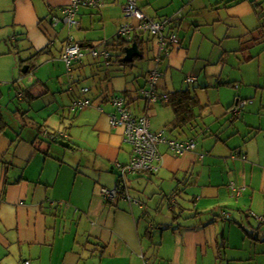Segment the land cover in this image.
I'll return each instance as SVG.
<instances>
[{
  "label": "crops",
  "instance_id": "1",
  "mask_svg": "<svg viewBox=\"0 0 264 264\" xmlns=\"http://www.w3.org/2000/svg\"><path fill=\"white\" fill-rule=\"evenodd\" d=\"M124 3L104 0L99 9H82L80 28L89 16L83 31L89 32L92 22H98L103 32L99 45L117 36L122 24L134 21L123 15ZM138 3L145 14L157 20L181 13L167 27L166 35L175 30L181 44L161 65L164 76L159 82L160 92H172L164 67L174 60H189L193 43L188 46V57L182 50H187L185 44L204 27L211 32L204 29L198 42L200 51L208 44L220 46L218 60L224 65L199 71L195 68L194 75L184 77L187 84L198 85L193 89L204 110L202 124L200 114L194 126L179 132L172 128L168 115L156 110L155 105L147 107L137 90L146 86V75L153 70V58L147 60L149 54L135 62L138 66L148 64L138 67L140 74L116 71L107 81L91 78L97 70L94 64L78 67L73 78L67 75L65 64H51L58 56L54 53L57 42L51 45L53 38L59 37V28H67L63 22L54 26L50 20L53 15L62 18L59 8L67 6L69 0H0V113L8 124L0 134V264H230L226 254L228 242L234 239L244 253L237 255L238 264H263L264 224L260 226L255 216H264V76L261 74L256 82L242 73L238 76L242 64H234L227 76V64L233 58L224 54L239 51L242 41L237 36L264 31V0ZM246 17L247 25L242 22ZM76 40L85 49L94 45L88 35ZM230 40L234 44L225 45ZM257 40L263 42L264 38L258 36L255 43ZM20 50L27 53V59ZM33 57H41L43 62L32 64ZM86 59L94 61L91 56ZM186 61L182 64L185 72ZM38 65V71H33ZM141 74L144 84L138 79ZM188 77L195 81L189 83ZM86 80L87 85L79 87ZM234 85L239 86L237 92L231 91ZM84 87L91 89L89 94L80 93ZM121 95L129 98L134 115L149 116L151 130L156 118L152 132L163 131L176 140L194 139L197 145L181 156L160 145L163 160L158 170L130 175L122 196L107 201L102 190L117 183L115 162L128 163L132 152L124 130L110 123V115L116 113L111 98ZM84 98L91 99L92 105L72 112V103ZM240 99L251 103L237 116L232 109ZM57 132L66 135L63 139L73 149L50 140V133ZM145 177L158 181L157 189L150 186L149 194L154 195L149 201L158 198L174 215H166L161 221L152 219L149 211L158 213L159 207L149 206L139 198L140 193L131 191L134 184L143 193L149 189ZM174 190L178 191L175 195ZM141 197L148 198L147 193ZM188 197H192V207L186 204ZM216 206L218 212L214 211ZM211 213L218 216L206 219ZM225 221L231 223L228 237ZM247 244L252 250L245 252ZM258 245L263 249L258 250Z\"/></svg>",
  "mask_w": 264,
  "mask_h": 264
},
{
  "label": "built area",
  "instance_id": "2",
  "mask_svg": "<svg viewBox=\"0 0 264 264\" xmlns=\"http://www.w3.org/2000/svg\"><path fill=\"white\" fill-rule=\"evenodd\" d=\"M124 12L126 18H132L135 22L124 24L118 31L117 36L131 39L138 33H148L157 40L158 54L156 57V67L149 73L147 86L141 91V97L149 103H158L160 101L168 102L170 97L167 92L159 91V81L164 76L158 69L162 55L168 56L170 51L181 43V39L174 30L170 35H166L167 27L172 24V19L157 21L153 18L146 17L137 5V0H125ZM104 0H69V4L62 9L64 22L72 25L75 23L74 18L82 7L90 9H99L103 6ZM181 17V13H177ZM104 51V50H103ZM100 51L98 47L88 48V52L98 57ZM108 57V53H103ZM84 57L81 46L77 43H69L65 54L64 62L68 75H71L74 63ZM72 76V75H71ZM188 82L195 81L194 77H188ZM88 88L83 89L87 93ZM112 104L116 107V113L110 115V123L113 127H120L124 130L125 139L132 145L131 158L128 163L115 162L114 168L117 172L118 180L114 187L104 188L102 193L105 200L112 201L120 196L121 191L126 187L128 177L132 174L153 173L162 163L163 156L159 151L160 145H166L168 149L176 156H181L186 152L196 149L194 139L176 140L168 138L164 132L154 133L150 129V118L147 114L135 116L129 109V99L125 96H113ZM246 103L241 102L239 107L232 111L240 114L241 107ZM90 105L89 100H80L72 103V110L84 109ZM258 220L264 222V218L257 216ZM25 264H30L25 262Z\"/></svg>",
  "mask_w": 264,
  "mask_h": 264
},
{
  "label": "rangeland",
  "instance_id": "3",
  "mask_svg": "<svg viewBox=\"0 0 264 264\" xmlns=\"http://www.w3.org/2000/svg\"><path fill=\"white\" fill-rule=\"evenodd\" d=\"M85 12H91V11H85ZM94 13H96V12H94ZM261 14H263V13H261ZM95 16H97V15H95ZM263 16H264V14H263ZM247 19L248 18L246 17V19H243V21H242L246 25L248 24V20ZM89 21H90V17L88 16V17H86V19L84 21V23H85L84 26H82V28H80L81 25L79 26V24H81V20H80V16H78L75 19V24H74V26L72 28H70L68 25H65L67 30H68V32H66L67 30L66 31H62V27L58 29L59 37L57 36V41H56L57 42V46L54 49V53L56 55H58V56L56 57V59H52V61H55V62H53L51 64H60L62 67L64 66V62L60 58V56H61L60 50H61V48H62V46L64 44V43H62V41L64 40L66 35H67V37H72L73 36L76 39H78V37H83V35H88L89 37H93L94 45L100 49L101 44L99 45V39H100L99 37L103 33L101 31V29H100L101 26H100V24L98 22L94 21V22H92L93 28L89 32H84L83 30H85L86 24H89ZM204 29L206 31H209L208 28L204 27L201 32L197 33L196 38L193 41H189V42H187L185 44V47L187 48V50H182L183 53H185V54L187 53L186 56L188 57V46H189V44L191 45V43H193V48L191 49V52H190V55H189V58H190L189 60L186 61V59H185V60H183L181 62L174 60L171 66L166 65L164 67L165 70L167 71L165 80H166L168 89L170 91H175V90H178V89H181V88L182 89H188V88H192L193 89V87H195V86L198 87V85H195L194 83L187 84L185 82V79H184L185 75H188V74L189 75H194V74H191V73H192V70H194L195 68L198 69V71H199V69H201L203 67H208V66L215 67L218 64H221V65L223 64L224 65V61L219 63V60H218V59H220V56L222 55V50H221L220 46L213 45L211 47L210 44H208L207 48H204L203 51H200L198 42L203 39V35L202 34L204 33ZM209 32H211V31H209ZM216 34L220 35L221 34L220 30H217ZM253 34H254V32L252 31L251 36L250 35H244L242 37H241V35L237 36V39L242 41V44L238 47L239 51L235 52V53H225L224 54L225 56L226 55H232V58H233V61L232 62L229 61L228 64H227V69H228V73H226L227 76L229 75V73L231 72L232 68L234 67V64H242L241 68H239V71H238L239 73L238 74H240V75H238V76H241V73H242L244 78H247V80L250 79V80H254L256 82V81H259V79L261 78V74H262V76H264V41L260 42V41L257 40L258 43H255L256 38L258 36H260L261 38H264V34L262 32L257 33L255 36H253ZM193 35L194 34H192V36ZM145 38L148 39L149 37L147 35H145ZM221 40L224 41V38H221ZM194 41H196L195 44H194ZM228 42L229 43H226L225 45L230 46V45L234 44V43H230V42H232L231 40L228 41ZM150 43L151 44H148V46H147V49L150 48V50L148 51V53L145 52L146 56H147V54H149V56H150L149 58H147V60H149L151 57L153 58V56H156L158 54L157 42L153 40ZM177 49H178V47L175 48V50H173L172 54H175ZM25 51L29 52V50H27V48L25 49ZM20 52H21V55L25 59H27V57H28L27 53H24L23 50L22 51L20 50ZM197 57H199L202 60L198 62ZM234 58H237V59H234ZM137 61H139V60L135 59L134 63L137 62ZM184 61H186V72L182 70V64L184 63ZM41 62H43V60L41 59V57H38L37 60H33L32 61V64H36L37 65V64H39ZM61 62H63V64ZM140 62H138V63H140ZM153 64H155V63L153 62ZM142 65H148V64H139V66H138V64H134V65H132V66H134L133 68L127 67V70L129 72L133 73L130 76L137 75L138 73L140 74L141 72L138 70V67H140ZM37 67H39V65L36 66V68L33 71L37 72L38 71ZM145 69H146V66H145ZM172 74L174 75L175 80L177 79L176 81L174 80V78L171 77ZM141 75L142 76H140L138 79H140V83L141 84H144L145 83V79H144L143 74H141ZM178 77H181V78L178 79ZM183 79H184V81H183ZM87 82H88V80L83 81L82 84H80L79 87H83V85H87L86 84ZM227 88H231V87H227ZM231 91L237 92L238 90L236 88H231ZM12 101L15 104L18 103L17 100H12ZM202 106L204 107V104H202ZM154 108H156V110H158V111H162L165 116L168 115V117L171 119V121L173 120V110H172L171 107H163V106L155 105ZM203 111H204L203 109L202 110H198L199 114H202V116H201V118L199 120V122L201 124H202V122L204 120V117H205L203 115V113H204ZM155 124H156V118L153 119V124H152V130L151 131H153L155 129L154 128ZM164 131H166V133H168V135H169V133L172 134V132L170 130L166 129V128H164ZM156 132H159V131H156ZM146 173H148V172H145V174ZM142 174H144V173H142ZM145 178L148 180V183L145 181L144 184H145V186L148 185L149 189H144V193H143V191L137 186V184H134L131 187V191L133 193H135V192L136 193H140V195H138L139 198L144 200V201H146L147 203H149L148 204L149 206L153 205V207H155V206L159 207V212L158 213L155 212V211H149L152 219L154 218V219H157L158 221H161V220H163L165 218L166 215H169V216L174 215L173 213L169 212L170 210H169L168 206H166L165 203L163 204L162 202H160V200L158 198L155 199L153 203L149 201L154 195L153 193L149 194L150 186H154V189H157L158 188V184H157L158 181L156 179H152V178H148V177H145ZM141 185H142V183H141ZM146 193H147V197L148 198L141 197V196L145 195ZM181 199H183V198H181ZM188 199H189L188 200L189 202H186V204H187V206L192 207L193 206L192 205V200H191L192 197H188ZM225 200L227 201V200H229V198L227 197ZM218 203L219 204H217V205H222V204H220V202H218ZM219 209L220 208L217 207V208H215L214 211L218 212ZM212 213H211V215H209V214L205 215L206 219H210V218L214 219V217H216V215L218 216L217 213H214L213 215H212ZM229 213H233V212L230 211ZM182 221H183V219H182ZM182 221H181V223H182ZM222 222H224V221L223 220L221 222L218 221V224L222 225ZM225 222L228 223L227 227H226V235L228 237V235H229L228 234L229 233L228 226L231 223L228 222V221H225ZM232 231L236 232V229L232 228ZM237 242H238V239L237 240L234 239V241L228 242L229 247L227 248L228 250H227V254H226V261L228 260L230 264H238L237 255L238 254H244V253H242V251H239L238 248L236 247ZM244 249L247 250L245 252L251 251L252 250V245L251 244H247ZM257 249L258 250L263 249L262 245H258ZM263 264H264V260H263Z\"/></svg>",
  "mask_w": 264,
  "mask_h": 264
},
{
  "label": "trees",
  "instance_id": "4",
  "mask_svg": "<svg viewBox=\"0 0 264 264\" xmlns=\"http://www.w3.org/2000/svg\"><path fill=\"white\" fill-rule=\"evenodd\" d=\"M125 4H126V1H125L124 5H123V9H124ZM137 5L139 6L138 0H137ZM63 8L64 7L59 8V11H60V13L62 15V18L59 19V16L58 15H53V17L50 20V22L54 26H56L57 23L63 22L65 25H68L70 28H72L75 23L72 24V25H70V24L64 22V16L62 14V9ZM139 8L141 9V11L144 13V15L146 17L153 18V17H150L147 14H145V12L142 10V8L140 6H139ZM82 9H90V8L82 7L78 11V13L76 14V16L74 18V21L78 17V15H79V13H80V11ZM124 14H125V12L123 10V15ZM176 16L178 17L177 14H176ZM176 16L167 17L164 20H166V19H172V24H173L175 22V20H177L176 19ZM153 19H155V18H153ZM155 20H157V19H155ZM164 20H157V21H164ZM133 22H135V20ZM123 25L124 24H122V26ZM261 27L264 28L263 25ZM261 32L263 33L264 31L262 30ZM145 34H148V33H138L137 35L133 36L129 40L126 39V38H123V37L114 36L112 39H108L107 41L102 42L101 45L104 46L105 50L103 52H101L98 57L102 56L103 59H100V58L98 59V57L92 56L88 52V48L85 49L86 46L84 44H80L75 39V37H73V36L72 37H67V39L64 41V45H63L62 50H61V56H60V58L64 62V58L63 57H64V54H65V51H66V48H67L68 44L71 43V42L72 43H77V44H79L81 46V50L84 53V57L82 59H80L78 62L74 63L73 68H72V73H71L72 76L71 75H68V73H67V75L69 76V78H73L74 77L73 74L75 73V70L78 69V67H80V66L83 67V66H85V64H89V65L90 64H94V66L97 67V70H94L95 71V74H93L91 76V78L93 79L95 77H99V79H101V81L102 80H106L107 81V79H110L112 77V73H115L117 71V72H121L122 74H124L127 71V67H129V68L130 67L131 68L134 67L132 65L135 64L134 63V60L135 59L141 60V59H144L145 58L146 53H148V51L150 50V48L147 49L148 44H151L150 42L153 41V40L157 42V40L153 36H151L150 34L147 35L149 38L148 39H145ZM56 39H57V37L56 38H53V42L51 43V45H54L55 44ZM134 42H136L138 44V47H139V49L142 52V56L141 57H134V59L131 62H127V61L124 60L125 55H126V49L128 47H130ZM91 47H96V46L93 45ZM173 49L170 51V53H169L168 56L162 55L161 62L157 65L158 66V69L161 72H162L161 65L163 64V62L166 59H168L170 57V54L172 53ZM104 52H107L108 53V57H105V55L103 54ZM86 56H91V58H93L94 61L90 63L86 59ZM156 57H157V55L156 56H153L152 62L155 63ZM34 59H35L34 57L31 58V60H34ZM64 64H65V62H64ZM155 67H156V63L154 64L153 69ZM92 69H94V67ZM66 71H67V69H66ZM150 72H148V73H150ZM148 75H146V86H147L148 77H149ZM145 87L139 88V90H137V93L140 95L141 94V91ZM234 87H236V89H238L239 86L238 85H234ZM84 88H88V92L87 93H83V89ZM84 88L81 89L80 93L83 94V95L89 94L91 89L89 87H84ZM168 94H169V97H170V99H169L168 102L160 101L158 103H154L153 104V103H149L145 99L144 100L147 102V107H149L151 105H157V104H162V105L171 107L172 110H173V113H174V119H173V122H172V128L174 130H178L179 132H182V130L185 131V128L188 127L190 124L192 126H194L193 122L196 121L200 117V114H198L197 112H198V110H201L200 100H199L197 94L195 93L194 89H190V88H188V89H178V90L172 91V92H170ZM121 96H124V95H121ZM125 97H126V95H125ZM140 97H141V95H140ZM126 98L129 99L128 97H126ZM80 100H89L90 101V105L89 106L92 105L91 99H88V98L78 99V101H80ZM75 101H77V100H75ZM110 102L112 103V101H110ZM241 102H245L246 103L244 105V107H245L247 104L251 103V100H249V99L248 100H241L240 99L239 100V105H240ZM129 103H130V100H129ZM128 105H129V109H130V104H128ZM235 106L236 105H234L233 108H235ZM79 110H82V109H74V110H72V108H71V111L72 112H76V111H79ZM145 114H143V115H145ZM135 116H137V115H135ZM140 116H142V115H140ZM7 127H8V124L4 120L3 115L0 113V134L1 133L3 134L5 132V130L7 129ZM50 135L52 136V135H55V134L54 133H52V134L50 133ZM193 135L195 136V132H193ZM61 137H63V136H61ZM123 190L120 193L121 196L123 194ZM177 192L178 191H175L174 190V195L177 194ZM255 217L257 218V216H255ZM261 217L264 218V216H261ZM257 220H258V218H257ZM258 222H259V225L260 226H262L264 224V222H261L259 220H258ZM224 246L225 245H221L220 247L222 248Z\"/></svg>",
  "mask_w": 264,
  "mask_h": 264
},
{
  "label": "water",
  "instance_id": "5",
  "mask_svg": "<svg viewBox=\"0 0 264 264\" xmlns=\"http://www.w3.org/2000/svg\"><path fill=\"white\" fill-rule=\"evenodd\" d=\"M141 56H142V52L139 49L138 44L134 42L130 47L126 49V55L124 60L127 62H131L134 59V57H141ZM235 105H236L235 107H239V100H237ZM243 109L244 106L241 107L240 113L242 112ZM232 113L238 116V114H235L233 111ZM60 136H66V135L64 133L57 132L55 135L50 137V140L54 143H57L59 146L63 148L73 149L71 143L63 139V137L60 138Z\"/></svg>",
  "mask_w": 264,
  "mask_h": 264
}]
</instances>
